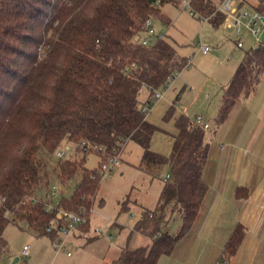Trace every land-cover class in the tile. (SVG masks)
Instances as JSON below:
<instances>
[{
  "label": "trees",
  "instance_id": "obj_1",
  "mask_svg": "<svg viewBox=\"0 0 264 264\" xmlns=\"http://www.w3.org/2000/svg\"><path fill=\"white\" fill-rule=\"evenodd\" d=\"M181 1L0 0V257L7 251L3 233L10 222L53 240L64 223L56 213L65 208L87 216L80 225L86 231L102 184L96 169L86 165L87 155H112L130 142L142 149L138 167L161 179L162 189L155 209H143L133 227L152 243L127 248L115 264H158L192 230L208 191L207 130L191 116L175 117L177 132L166 155L151 148L160 127L141 108L153 107L156 89L189 63L167 38L148 45L140 41L147 18L161 14L166 3ZM221 1L191 0V8L218 27L225 20L218 10ZM246 4L264 16V0H239L240 7ZM263 77L264 41L259 40L245 51L222 91L217 125ZM145 89L148 94L141 98ZM176 100L164 120L174 117ZM65 145L76 146L83 156L58 160L50 168L47 157ZM165 166L168 177L162 174ZM52 173L62 183L76 184L71 196L48 210L51 198L40 194ZM174 217L182 222L173 235L166 225ZM242 237L239 226L226 258Z\"/></svg>",
  "mask_w": 264,
  "mask_h": 264
},
{
  "label": "crops",
  "instance_id": "obj_2",
  "mask_svg": "<svg viewBox=\"0 0 264 264\" xmlns=\"http://www.w3.org/2000/svg\"><path fill=\"white\" fill-rule=\"evenodd\" d=\"M203 19L209 21L208 18ZM222 26H227L226 19ZM214 58L229 69L227 60L217 55ZM238 64L231 65L230 72L223 65L224 76L220 82V94L216 103L212 104L209 114L203 111L191 117L203 115L210 124L207 130L209 135L206 133L210 151L203 173L208 183V191L192 230L180 240L172 254L162 255L158 264H264V167H260L255 159V156L261 153L260 149L264 152V77L257 90L249 97L243 98L224 123L217 125L215 122V116L222 103V91L234 76ZM225 72L227 78H224ZM180 99L181 92H178L175 96V107L177 102L180 103ZM175 100H167L164 95L146 115L149 121L160 127V131L153 137L151 148L166 155L172 150L173 135L177 132L175 117L188 115L186 108L176 107L174 117L164 120V115ZM252 143L253 152L249 146ZM241 144L245 146L241 147ZM240 188L241 191L238 190ZM143 209L141 208V211ZM94 215L92 210L88 230L83 232L78 227L69 236L66 248L68 258L74 254L72 249L78 247L81 249L75 255L81 256L86 251L90 252L88 259L92 264H115L127 248L148 246L152 243L148 235L134 230V224L139 218L133 225L127 226L116 220H113V223L112 220L103 223ZM110 224V228L117 233L112 235L111 231L109 235L106 234L108 232L104 230L108 229ZM239 226L243 239L236 252L226 258L228 243ZM37 238L41 240L44 237ZM50 241L52 243L51 239ZM51 243L42 242L40 248L36 247L37 253L33 255V246L28 243L31 246V264H64L59 260V253L51 251ZM67 250L71 255L67 254ZM19 259V256L13 257L14 262ZM82 260V257H77L67 264H82Z\"/></svg>",
  "mask_w": 264,
  "mask_h": 264
},
{
  "label": "rangeland",
  "instance_id": "obj_3",
  "mask_svg": "<svg viewBox=\"0 0 264 264\" xmlns=\"http://www.w3.org/2000/svg\"><path fill=\"white\" fill-rule=\"evenodd\" d=\"M244 8L250 13L251 17L255 14L256 10L251 5L246 4ZM161 10V14L156 15L154 19L156 31L166 34L178 51L186 58H189L188 65L178 71L177 76L170 81L169 86L165 90V97L173 102L176 94L181 92L180 103L177 102L176 105L178 109L186 108L187 114L191 117L203 111H207L209 114L212 104L216 103L220 94V82L224 76V67L227 70L225 64L218 63L214 56L217 55V57L227 60L230 64L227 65L229 68L227 71L230 72V66L238 64L242 60L245 51L257 45L258 41L249 28L243 27V47H238V36L235 27L222 25L217 27L213 25L210 21L201 18L197 11L194 10L195 12L192 13L191 7L184 6L183 1L179 5L166 3ZM200 40L213 46V51L207 54L198 51L196 42ZM154 41L155 38L153 39ZM226 76L228 75L225 72L224 78H227ZM262 85L264 86V79ZM147 94L148 91L146 89L143 90L141 98H145ZM212 123L215 126V122L212 121ZM242 146H245V144H241ZM249 146L253 152V143L249 144ZM260 152V154L255 156L256 163L260 167H264L263 149H260ZM141 155V147L134 142H130L122 151V162L116 171L107 179L102 180L93 209L95 212L94 217L97 220L99 219L103 223H108L111 220L113 223V220H116L118 223L128 226V224L133 225L137 218H141L143 211H141V208L155 209L162 189V181L159 178L152 179L140 170L138 165L141 161ZM69 156L71 154L67 151V157ZM82 156L83 153L80 151L75 153V159H81ZM99 159V153L92 151L87 155L86 165L89 168H95ZM58 160L55 155L47 157V163L50 168L55 166ZM166 172L167 166L162 169L164 177L167 174ZM49 180V186L40 195L46 197L49 193V187L56 185V194L51 199L54 202L59 201L62 197L71 196L74 191L76 181H71L67 184L62 183L53 173L50 175ZM123 205L128 207L127 210L122 208ZM181 222L180 218L174 217L169 220L166 229L174 235L178 232ZM111 225L104 230L108 232L106 233L108 235L111 231L112 235L117 233L110 228ZM3 235L7 240L8 246L6 253L0 257V264H31V257L20 255L24 245L29 243L33 246L31 249L33 255L37 253L36 247L40 248L42 242L51 243L47 236H43V239L38 240L32 231L20 222H10L5 228ZM50 249L53 253H59V260L64 262V264L70 263L71 260L77 257L83 258L82 264H92L88 259L91 255L90 252L86 251L81 256L75 255L81 248L74 247L72 249L74 254L69 258L65 251L57 252L53 246ZM14 256H19L20 259L14 262Z\"/></svg>",
  "mask_w": 264,
  "mask_h": 264
},
{
  "label": "built area",
  "instance_id": "obj_4",
  "mask_svg": "<svg viewBox=\"0 0 264 264\" xmlns=\"http://www.w3.org/2000/svg\"><path fill=\"white\" fill-rule=\"evenodd\" d=\"M183 5L186 7H191V0H182ZM218 10L223 12L226 16V24L228 27H235L236 34L238 36L237 46L243 47V35L242 29L243 27L249 28L252 32V35L256 38L257 41L261 40V33L264 29V23L262 21V16L258 11H255V14L251 17L250 13L245 10L244 7L239 6V0H222L218 5ZM192 13L194 11L191 8ZM200 17L204 18V16ZM155 16H150L145 20L144 23V35L141 37L140 41L143 45H148L153 43V39L161 40L165 38V34L162 32H157L155 28L154 22ZM206 19V18H205ZM246 20V21H245ZM197 49L202 51L204 54H207L213 50V46L203 43L201 40L196 43ZM175 77H170L169 81H167L161 88L156 89L154 96L152 98L153 102L159 101L164 95L165 90L170 84V81ZM142 110L148 111L152 108L148 105H142ZM196 123L202 125L206 130L210 128L209 122L204 118L203 115H196L194 117ZM129 145V144H127ZM122 146L119 151L115 154L108 156L99 155L98 165L95 167L96 172L98 173V177L100 180L107 179L113 172L116 171L117 167L122 162V151L127 146ZM67 151L71 154V156L67 157ZM77 147L74 145H65L63 148H59L54 155L59 160L70 159L75 157V153L77 152ZM168 177V175H166ZM56 185H51L49 187V193L46 196L47 198H51L56 194ZM45 197V198H46ZM52 201V200H51ZM47 203V209H53L58 201ZM56 219L62 220L64 223L59 227L58 234L52 240V246L57 252L65 251L67 248V243L69 240V236L80 227L83 222L87 221V216H84L82 213L74 210H68L65 208H60L56 213ZM30 245H25L22 249V255L25 257L30 256ZM67 254L71 255V253L67 250Z\"/></svg>",
  "mask_w": 264,
  "mask_h": 264
},
{
  "label": "water",
  "instance_id": "obj_5",
  "mask_svg": "<svg viewBox=\"0 0 264 264\" xmlns=\"http://www.w3.org/2000/svg\"><path fill=\"white\" fill-rule=\"evenodd\" d=\"M262 21L264 23V16H262ZM261 40L264 41V29H263V31L261 33Z\"/></svg>",
  "mask_w": 264,
  "mask_h": 264
}]
</instances>
